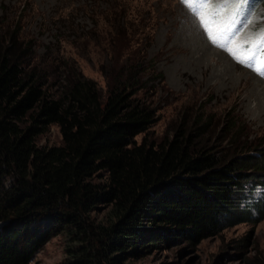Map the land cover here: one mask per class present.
I'll list each match as a JSON object with an SVG mask.
<instances>
[{
	"label": "trees",
	"instance_id": "1",
	"mask_svg": "<svg viewBox=\"0 0 264 264\" xmlns=\"http://www.w3.org/2000/svg\"><path fill=\"white\" fill-rule=\"evenodd\" d=\"M117 3L114 36L128 42L134 30L121 31ZM8 34L0 31V264H29L55 234L69 242L62 264H119L161 240L195 244L264 215L260 204L256 218L238 208L244 183L264 180V152L238 143L239 133L208 147L197 127L179 125L137 143L155 117L138 98L148 87L138 62L122 60L103 92L62 55H44L49 75L32 43ZM50 125L60 143L37 146Z\"/></svg>",
	"mask_w": 264,
	"mask_h": 264
},
{
	"label": "rangeland",
	"instance_id": "2",
	"mask_svg": "<svg viewBox=\"0 0 264 264\" xmlns=\"http://www.w3.org/2000/svg\"><path fill=\"white\" fill-rule=\"evenodd\" d=\"M116 1L115 13L122 15L121 31L128 35L134 30L128 42L124 34L114 36L110 14ZM116 1L0 0V31H16L17 39L32 43L35 62L43 64L49 75L54 69L44 55H62L103 92L106 75L118 69L122 60L138 62V70L144 73L141 79L148 86L138 92V98L155 109V117L145 133L134 137L137 143L143 135L159 141L182 125L197 127L196 140L208 147L226 145L224 137L234 131L239 133L238 143L264 152V74L241 62L249 49L255 57L264 53V0H247L230 44L219 38L221 19L233 11L226 8L216 14V5L223 0H206L203 16L193 13L184 0ZM204 19L209 20L210 29ZM83 32L93 34L84 36ZM213 34H217L215 42ZM35 143L59 144L57 127L48 126L35 137ZM239 204V209H249L251 218L258 217L256 206H264V180H247ZM104 210L98 205L92 216L99 220ZM68 244L62 234L50 236L29 264L66 262ZM119 264H264V215L255 222L226 227L195 244L178 238L161 240L140 248L132 257L122 256Z\"/></svg>",
	"mask_w": 264,
	"mask_h": 264
},
{
	"label": "snow or ice",
	"instance_id": "3",
	"mask_svg": "<svg viewBox=\"0 0 264 264\" xmlns=\"http://www.w3.org/2000/svg\"><path fill=\"white\" fill-rule=\"evenodd\" d=\"M184 3L193 13L201 16L204 15L205 10L208 8L206 0H184ZM246 4L247 0H223V3L216 5L218 10L216 14L218 16L222 14L226 8L233 9L231 13L221 19V26L219 28V38L221 40H225L229 44L231 43V39L234 38L233 32L236 29V25L240 23L238 16L243 14ZM203 23L210 29L211 24L208 19H204ZM212 39L215 42L217 34H213ZM221 46L223 47L225 45ZM257 46L259 45H253V47ZM262 51H264V49H262ZM241 62H247L248 66L253 68V70L264 74V59L252 55L251 49H249V55L242 57Z\"/></svg>",
	"mask_w": 264,
	"mask_h": 264
},
{
	"label": "bare ground",
	"instance_id": "4",
	"mask_svg": "<svg viewBox=\"0 0 264 264\" xmlns=\"http://www.w3.org/2000/svg\"><path fill=\"white\" fill-rule=\"evenodd\" d=\"M222 42L220 41L219 44H221Z\"/></svg>",
	"mask_w": 264,
	"mask_h": 264
},
{
	"label": "clouds",
	"instance_id": "5",
	"mask_svg": "<svg viewBox=\"0 0 264 264\" xmlns=\"http://www.w3.org/2000/svg\"><path fill=\"white\" fill-rule=\"evenodd\" d=\"M245 206V204L243 205V207Z\"/></svg>",
	"mask_w": 264,
	"mask_h": 264
},
{
	"label": "built area",
	"instance_id": "6",
	"mask_svg": "<svg viewBox=\"0 0 264 264\" xmlns=\"http://www.w3.org/2000/svg\"><path fill=\"white\" fill-rule=\"evenodd\" d=\"M244 205V204H243Z\"/></svg>",
	"mask_w": 264,
	"mask_h": 264
}]
</instances>
